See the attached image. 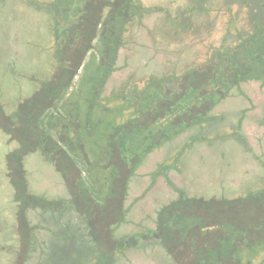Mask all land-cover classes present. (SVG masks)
Listing matches in <instances>:
<instances>
[{"label": "trees", "instance_id": "16d2710c", "mask_svg": "<svg viewBox=\"0 0 264 264\" xmlns=\"http://www.w3.org/2000/svg\"><path fill=\"white\" fill-rule=\"evenodd\" d=\"M215 1L188 0L181 10H176L178 17L176 12L171 18L167 13L168 28L162 29L161 23L155 21L152 32L148 31L149 37L156 42L172 37L170 43H177L182 33H186L189 41L205 47L195 62L182 64L175 60L178 53L171 51L174 59L164 61L162 71L148 74L141 82L126 80L117 88L112 87L107 94L105 89L117 69L116 62L119 50L125 44L126 32L135 21L142 22L144 17L159 8L145 6L139 0L36 2L37 8H45L52 16L49 26L52 30L51 50L57 64L49 76L38 81L34 92L40 95L39 106L23 108L17 103L19 110H25L28 115L22 122L24 132L19 131L24 136L19 141L21 144L24 141L26 147L21 153L14 148L6 154L16 215L23 227L29 231L41 228L35 223L31 226L26 216L27 209L37 207L40 219L49 213L47 221H65L69 228H75L83 241L79 243L80 247L90 237L94 239L97 228L94 224L98 223L109 235L112 252L104 255L92 246L90 249L97 251L94 264H114L117 251L147 244L163 246L178 264H256L252 260L259 253L257 247H264V159L249 153L259 169L239 188L244 193L233 197L207 195L206 191L197 188L198 185L193 188L190 183L187 190L176 186L170 179V172L180 170L178 164L199 142L208 148L226 142L222 144L224 149H233L234 146L241 154L250 149L241 133V123L246 118L244 109L221 111L218 107L229 97L244 98L246 92L242 85L249 81L264 86V0H221V6L216 9L212 7ZM186 14L201 18L200 24L188 21ZM222 17H225V23L214 39L215 23ZM188 28L191 32L187 31ZM88 52L90 57L85 61ZM72 55L78 58L70 67L68 62ZM81 68L83 71L78 74ZM230 113L234 117L227 115ZM111 114L114 115L112 119L106 117ZM255 119L257 125L264 126V109ZM14 122L6 118L4 123L0 122V129L13 136L17 130ZM96 123L112 128L113 136L112 133L109 135L105 146L98 136L85 143L84 134L94 133ZM224 126L228 131L223 129ZM182 135H187L185 144L173 160H169L168 150L163 151V148ZM31 147L39 148L61 173L69 194L67 198L47 199L28 192L22 158L28 152L25 149ZM219 149V155L225 156L223 147ZM88 150L103 151V156L92 161ZM153 151H161L167 157L157 163L151 173L166 179L176 191V197L157 208L154 228L126 238H114L112 232L123 222L126 212L122 202L128 178ZM59 156L64 157L67 168L58 161ZM228 163L226 161L223 165ZM187 164L185 161L184 167ZM85 167L90 169V174L83 171ZM92 167L106 171L107 189L94 186L95 179H90V175H97H93ZM70 170L75 172V177L71 178ZM184 171H189L188 167ZM211 201L216 207L210 206ZM200 202L204 205L195 207L194 211L192 205ZM72 213L76 214L79 224H84L86 232L82 227H76L72 217L63 220L58 215L71 216ZM215 230L214 236L225 240L223 245L210 244V231ZM70 235L72 233L64 232L57 238H66L67 242ZM31 237L33 240V235ZM175 239L181 242L192 240L194 247L178 251L179 248L167 244ZM200 239L203 240L200 242ZM27 243L16 253L14 264H23L28 259V249L34 247V242ZM43 244L48 249L42 261H52L51 245ZM72 252H68L72 255L69 259L63 254L67 263L90 262L87 251ZM42 253H38L37 258ZM182 253L193 263L188 258L183 260ZM199 256L202 257V261L198 260L201 263L195 260Z\"/></svg>", "mask_w": 264, "mask_h": 264}, {"label": "rangeland", "instance_id": "374dc122", "mask_svg": "<svg viewBox=\"0 0 264 264\" xmlns=\"http://www.w3.org/2000/svg\"><path fill=\"white\" fill-rule=\"evenodd\" d=\"M30 1L35 2L30 3L29 0H0V122L4 123L6 118L12 119L15 121L14 126L17 128L16 132L12 133L13 136L0 129V264H14L17 254L26 246L25 244L29 240L30 242L28 243L34 242V247L28 249V259L23 264H70L63 258V254H65L66 259H69L72 258V255H69L68 252L73 250L72 254H74V251H79L80 249L87 251L90 255V262L86 264H94V256L97 251L103 252L104 255L112 252L109 235L105 233L103 226L100 227L98 223L97 225L94 224L97 226L93 234L95 235L94 239L90 237V240H86L87 242L79 247V243L83 242L80 239L81 236L78 235L75 228H69L67 226L68 223L66 224L65 221L60 222L55 220L51 223L47 221L50 218L48 216L49 213H45L44 219H40L38 212L40 209L37 207L33 209L29 208L26 210L28 223L31 226L34 223L39 224L41 227H38L36 230L31 228L29 231L28 228L20 224L16 215V202L13 199L14 191L7 176L6 154L14 148H17V153H21L24 150L23 148L26 147L24 141L22 144L19 141V139L22 140L24 137L19 131L24 132L22 122L28 115L25 110L21 112L19 106L23 108L26 106H39L40 95L34 92L39 85L38 81L49 76L57 64L51 50L53 42L52 30H50L49 26L51 25L52 16H50L48 10L45 8L40 9L36 7V2H47L50 0ZM139 1L145 6H156L159 9L144 17L142 22L135 21L126 32L124 36L125 44L120 48L116 62L117 69L106 86V94L112 87L117 88L120 83L126 80L141 82L148 74L162 71L164 69V61L174 59L171 51L178 53L175 60L182 62V64L195 62L196 58L200 57L205 51V47H201L199 43L194 44L191 39L189 41L186 33L185 35L182 33V38L177 39V43L174 41V43H170L172 37L158 40L157 42L149 37V32H152V26L155 21L159 22V24L161 23L162 29L168 28L169 24L167 20L169 18L167 13H169L170 18L173 17L176 10H181V7L189 3L188 0ZM220 6L221 0H216L212 4V7L215 9ZM71 12H73V8ZM176 15L177 17L179 16L177 12ZM186 16L188 17V21L194 22V25L201 22V18H193L187 14ZM224 23L225 17L220 18L215 23L213 31L216 36H213L214 39L219 36ZM187 31L191 32L189 28ZM162 53H165L167 56L165 57V54L163 55ZM70 57L68 63L72 67L78 57H74V55ZM89 57L90 53L88 52L84 60L86 61ZM81 71H83L82 68L79 69L78 74ZM76 80L77 75L74 78V81ZM242 87L246 92L244 98L237 95L229 97L218 107V110L228 111V108L235 110L244 109L243 114H245L246 118L242 120L241 133L245 137L247 144L249 143L250 149L241 154L234 146L233 149H224L222 144L225 145L226 142H222L216 147L212 144L211 148L199 142L188 155L189 158L188 156L185 157L182 161L183 163L180 162L178 164L180 170H172L170 172V179L176 186L188 190L190 189L189 185H187L188 183L193 188H196V185H198L197 188L199 190L206 191L207 195L214 193L213 196L217 198L221 195L233 197L244 193V190H240L239 188L243 183L249 181L253 172L255 173L259 169L249 153H255L261 159H264V126L257 125L255 121L256 116L264 109V86H261L257 81H249L243 84ZM17 103L19 106H17ZM16 109L17 111H15ZM227 115L233 116L231 113ZM106 117L112 119L114 115L111 114L110 117ZM230 119L234 121L233 118ZM225 121H228V118ZM94 128L96 129L94 133L84 134L85 143H89L88 140L93 139L91 137L96 138L98 136L105 146L109 135L112 133L113 136L112 128L103 125L99 126L97 123ZM223 129L228 131L226 126ZM186 140L187 135H182L173 140L169 146L163 148V151L168 150L169 160H173L174 155L183 147ZM219 147H223L225 156L219 155ZM26 150L28 152H25V155L23 154L22 163L28 192L41 195V197L47 199L67 198L69 194L65 180L61 173L57 171L52 161L50 162L46 159L37 147L26 148ZM88 152V155L92 157V161H97L99 157L103 156V151L100 150H88ZM164 157L167 156L161 151L151 152L145 158V162L128 178V186L126 187L122 202L123 209L126 212L123 215V222L116 226L112 232L114 238L119 236L126 238L145 232L148 228H154L155 219L157 218V208L176 197V191L166 183V179L161 175L157 176V174L151 173L155 165ZM257 158L259 159V157ZM58 161H62L61 165L67 168L64 157L59 156ZM185 161L188 162L185 167L189 169L186 172L184 171ZM226 161L230 163L224 166L223 163L225 164ZM181 166L184 167L183 170ZM219 166L222 167L218 168ZM85 168L83 171L90 174V169L88 167ZM92 168L94 169L92 171L93 175H97V177L90 175V179H95L93 182L94 186L107 189L109 182L105 179L106 171H101L100 169L97 171L96 167ZM70 174L71 178L75 177L74 171L70 170ZM190 179L195 180L192 182ZM190 191L194 192L193 190ZM203 205L204 203L202 202L199 205L194 203L192 208L195 211V207H202ZM210 206L214 208L216 204L211 201ZM187 207L185 208L186 212ZM188 208L192 210L190 206ZM74 213L71 216L61 215L62 213L58 215L62 216L59 218L63 220L67 217H72L77 223L76 227H82L83 231L86 232L84 224L78 223L77 216ZM212 228L215 229L214 226ZM64 232L67 234L72 233L70 235L72 238L68 237L67 242L65 241L66 238H57L58 234H63ZM216 232L217 230L210 231V244L213 243L219 246L218 243H220L223 245L222 242L225 240H221L219 236H214ZM31 235H33V240ZM144 240L140 239L143 242ZM201 240L203 239H200V242ZM43 242L46 245H51L49 250L53 253L52 261H42L44 253L48 249L44 247L45 244ZM192 243V240H188V242H184L183 240L181 242L180 239H175L169 240L167 244L171 247L179 248L178 251L183 252V248H193ZM69 245L71 248H68ZM92 246L97 250L96 253L94 249H90ZM260 248L264 247H257L259 253L252 260L256 264L264 261V249L260 251ZM62 251L67 253L61 254L60 252ZM38 253H42V256L39 258H37ZM182 256L184 257L183 260L188 258L183 253ZM188 259L190 260L189 262H192L190 258ZM183 260L181 261L184 262ZM195 260L202 261V257L199 256ZM72 264L75 263L72 262ZM114 264L178 263L166 252L163 246L159 244H147L145 246L136 245L117 251L115 253Z\"/></svg>", "mask_w": 264, "mask_h": 264}]
</instances>
